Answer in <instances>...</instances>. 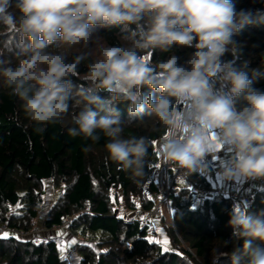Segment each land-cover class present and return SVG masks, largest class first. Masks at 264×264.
Here are the masks:
<instances>
[{"label":"clouds","instance_id":"9594fccd","mask_svg":"<svg viewBox=\"0 0 264 264\" xmlns=\"http://www.w3.org/2000/svg\"><path fill=\"white\" fill-rule=\"evenodd\" d=\"M261 23L264 12L238 10L233 0H0V35L12 37L0 40V65L19 37L14 63L0 67V79L37 131L62 122L74 102L79 111L69 134L105 137L109 159L136 184L152 168L153 146L162 165L185 179L208 177L216 164L220 186L264 180V90L253 87L260 70L250 76L247 62L237 68L223 59L239 55L236 34ZM98 28H118L122 43L101 44ZM90 45L69 61L71 50ZM179 48L195 49L183 64ZM157 49L171 54L153 62L148 55ZM115 102H126L129 116L147 110L157 137H126ZM247 208L234 204L229 212L232 237L243 245L225 255L232 264L242 255L246 264H264V210L252 215Z\"/></svg>","mask_w":264,"mask_h":264},{"label":"trees","instance_id":"16d2710c","mask_svg":"<svg viewBox=\"0 0 264 264\" xmlns=\"http://www.w3.org/2000/svg\"><path fill=\"white\" fill-rule=\"evenodd\" d=\"M15 0H13V3ZM237 9L264 12V0H233ZM14 10V9H13ZM0 32H3L0 26ZM100 43L118 45L122 43V33L118 28L106 30L98 28ZM12 39L0 35V40ZM233 39L240 47L237 57L227 53L223 59L233 61L240 68L247 62L251 70H260L253 87L264 90V23L245 26ZM19 37H15L11 51H5L2 59L7 66L14 63L19 51ZM71 50L69 61L81 51ZM194 48H179L178 63L183 64ZM171 53L159 49L148 55V59H167ZM98 55L96 52L91 59ZM84 61L79 66L81 75L87 71ZM77 84L86 82L73 77ZM145 93L151 89L145 88ZM101 98H110L107 91L98 93ZM243 104L237 101V107ZM60 123L48 124L43 131L25 118L22 101L10 95L0 79V229L7 225L19 231H31L44 208L47 183H52L57 199L53 201L44 216V227L51 230L71 218L69 234L83 237L78 245L79 264H232L230 254L242 247L243 240L232 237L228 226L232 209L230 198L214 195L201 197L182 182H177L170 192L173 223L168 224L164 216L159 224L164 226L165 237L169 241V251L161 244L149 243L150 235L138 222L121 217L115 205H124L129 213L139 205L144 211L154 207L159 195L157 175L161 161L154 155L155 146L149 148L148 159L152 168L140 184L134 183L128 172L111 161L105 149L106 138L97 142L82 136L73 137L68 129L74 127L72 117L79 108L71 106ZM125 124L124 135L151 136L152 119L145 113L129 116L126 102L113 104ZM105 115V113H100ZM192 179L199 187L211 188L206 177L193 174ZM59 190V193L56 192ZM151 197V199H149ZM17 205H20L17 207ZM249 214L264 210V190H257L247 203ZM159 233V232H158ZM165 237L161 236L163 240ZM72 240V239H71ZM225 241H228L225 244ZM60 237L42 240L0 235V264H68L60 248ZM258 243V242H256ZM248 257L242 255L240 264H246Z\"/></svg>","mask_w":264,"mask_h":264},{"label":"built area","instance_id":"2783aa9c","mask_svg":"<svg viewBox=\"0 0 264 264\" xmlns=\"http://www.w3.org/2000/svg\"><path fill=\"white\" fill-rule=\"evenodd\" d=\"M177 182H182L190 189L197 191L199 196L201 197H210L214 195L228 197L232 202V207L234 204L246 203L245 195L240 190L238 184H230L229 187L225 190L221 188L210 190L208 188L199 187L191 176L185 179L181 177V175L175 169L169 168L168 166L162 165L161 163V167L158 174V185L160 192L158 197L155 199L154 207L148 212L144 211L141 207H138L136 210L129 213L128 209L124 205H120L118 208L119 215L129 221L138 222L141 227L146 228L148 230L150 235L156 236L158 233L157 228H159V219L164 215L163 205L167 203L170 208L171 205L170 192L173 186L175 185V183ZM261 189L264 190V180H260V185L257 188V190H261ZM56 192L59 193V190H56ZM169 212L171 213L173 218V213L171 208ZM70 223H71V218H67L62 222L61 225L54 226L52 227L51 230L69 231ZM39 231H40L39 227H36L31 231H19L15 228H10L9 226L5 225L0 229V235L1 234L3 235L4 233H8L11 236L14 235L19 238H32L38 235ZM71 239L76 240L77 243L75 245H72L71 247H67L63 251V254L68 260V264H79L77 259V256L79 257L78 245L83 241V237L79 234H75L72 236ZM62 242L63 244L67 245L64 239L60 242V245Z\"/></svg>","mask_w":264,"mask_h":264},{"label":"rangeland","instance_id":"374dc122","mask_svg":"<svg viewBox=\"0 0 264 264\" xmlns=\"http://www.w3.org/2000/svg\"><path fill=\"white\" fill-rule=\"evenodd\" d=\"M159 174V172H158ZM157 182H158V175H157ZM47 183V187H46V192H45V203H44V208L43 210L41 211V215L39 216L38 220H37V224L36 226L41 228L40 231L38 232L39 235H36L34 237H32L31 239H36V240H42V239H46V238H49L51 236H54L56 233H63L64 236L67 237V239L69 238V236L71 237V235L69 234V231H53V230H47V231H44L43 230V221H44V216L46 214V212L48 211L49 207L51 206V204L53 203V201H55L57 199V195L54 194V188H53V185L52 183ZM159 186V185H158ZM115 208L118 209L119 208V205L116 204L115 205ZM170 208L172 209V206L170 205ZM170 208H169V205L167 203H165V205H163V211H164V217L165 219L167 220V223L168 224H172L173 223V218H172V215L171 213L169 212L170 211ZM173 213V212H172ZM36 228V227H35ZM159 229H162L163 230V234H161L160 231H158L159 233H157L155 239H161V236L165 237V230H164V226L162 224H159ZM66 243V241H65ZM68 244V243H67ZM169 245V244H168Z\"/></svg>","mask_w":264,"mask_h":264},{"label":"crops","instance_id":"0c3cea01","mask_svg":"<svg viewBox=\"0 0 264 264\" xmlns=\"http://www.w3.org/2000/svg\"><path fill=\"white\" fill-rule=\"evenodd\" d=\"M219 85H217L218 87ZM222 158L225 156L224 152H221L219 154ZM217 165L213 164L211 165L212 170L210 171V174L207 178V180L211 183V188H209L210 190L216 189V188H221L223 190L227 189L229 187V185L226 186H220L217 184L216 179H215V170H216ZM240 187V190L242 191V193L245 195V200H246V204L251 200L252 196L254 195V193L256 192L257 188L260 185V180H256V181H248L246 183L243 184H238ZM44 231H47L48 229H46L44 227V225L42 226ZM41 229V228H40ZM61 231V230H59ZM65 231V230H63ZM57 232V231H55ZM58 233H56L53 237H60V240L62 241L63 239L66 241V243H69L71 240V237L69 236V238L67 239L66 236L64 235H57ZM39 235V234H38Z\"/></svg>","mask_w":264,"mask_h":264},{"label":"snow or ice","instance_id":"6c2138e0","mask_svg":"<svg viewBox=\"0 0 264 264\" xmlns=\"http://www.w3.org/2000/svg\"><path fill=\"white\" fill-rule=\"evenodd\" d=\"M149 199H151V197H149ZM19 206L20 205H17V207H19ZM137 207H139V205H137ZM157 231H160L161 234H163L162 229L157 228ZM8 235H9L8 233H4L3 238H7ZM57 235H63V233H58ZM148 242L161 244L163 246V250L165 252L169 251V247H168L169 241L166 237L163 240L149 239ZM76 243H77V241L73 239V240H70V242L67 245L63 244V242H62L61 245H59L58 247L60 248L61 252H63L67 247H71L72 245H75ZM65 259H66V257H65Z\"/></svg>","mask_w":264,"mask_h":264}]
</instances>
